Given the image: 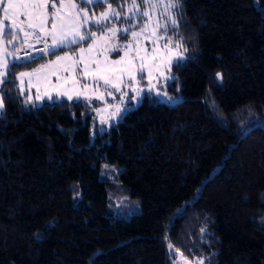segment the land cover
Wrapping results in <instances>:
<instances>
[{
    "label": "trees",
    "instance_id": "1",
    "mask_svg": "<svg viewBox=\"0 0 264 264\" xmlns=\"http://www.w3.org/2000/svg\"><path fill=\"white\" fill-rule=\"evenodd\" d=\"M175 14L179 99L143 98L93 142L84 103L24 104L15 74L51 56L14 63L0 86V264H264V0H181ZM115 200L137 211L119 217Z\"/></svg>",
    "mask_w": 264,
    "mask_h": 264
},
{
    "label": "snow or ice",
    "instance_id": "2",
    "mask_svg": "<svg viewBox=\"0 0 264 264\" xmlns=\"http://www.w3.org/2000/svg\"><path fill=\"white\" fill-rule=\"evenodd\" d=\"M114 3H117V0H80V3L74 0H0V11H2L0 41L8 45L19 41L21 47L28 48L33 47V42H43L44 48L40 51L49 56H56L55 61L41 65L33 72H21L19 74L20 91H25L23 77H31L49 69L48 75H55L58 81L57 98L66 97L68 100H73L74 95L67 89L60 90L62 88L59 83L61 76L58 73H68L73 77V85H78L80 81L75 79V76L79 72L81 77L90 78L97 87L100 86V82H103L106 89H114L115 92L120 93L121 103L128 98V91L123 89H128L135 94L128 100V106L123 110L119 104L110 106L115 109L111 116L118 117L123 111L128 110L132 100L139 102L138 98L143 96L145 90L140 88L139 84L144 78L145 71L148 72L151 83L153 72H160L163 75L164 73L160 71L162 66L170 71V66L175 60L185 58L170 46L172 37L168 35L169 28L171 27L174 31L177 26V18L173 9L181 7V0H130L126 13L124 4L114 9L112 7ZM105 5V11L99 15L92 11V7H104ZM49 8L52 9L51 12ZM154 12L156 13L155 19L153 18ZM6 21L9 22L7 25ZM117 21H122L126 27H116ZM137 28L139 30H136ZM21 34H23L22 39ZM49 37L51 38L50 44L48 43ZM121 38L127 42L124 44L109 43L113 39ZM141 38L151 42L153 45L151 52L141 44ZM160 41H164L162 46H159ZM84 44H87V47L82 46ZM71 46H80L79 58H73L67 52L63 56L56 54L57 50ZM175 47L179 49L182 44L178 43ZM121 51L123 55L119 59L110 60L108 58L109 53L119 54ZM18 52L19 49L9 52L6 47L3 48V55H0V86L5 84L10 69L16 66L6 57L12 56L18 60L20 59ZM93 52L96 55H91ZM101 55L102 59L99 58ZM138 76L140 79L137 78ZM217 76L222 79L219 73ZM44 78L47 79V75ZM67 82L68 77L66 76L64 83ZM31 86L29 81V90ZM83 88L88 89L89 85L84 84ZM153 88L154 86L149 87L147 91L151 92ZM46 95L49 100L53 99L51 94L46 93ZM107 95L115 99L113 91H107ZM156 95H161V93L157 91ZM80 97L86 100L91 99L86 92H76L75 98ZM96 98L103 99L104 94L101 93ZM36 99L40 100L42 97L37 95ZM30 100L29 96L26 103ZM3 108V96L0 95V112ZM97 112L99 113V110ZM101 122L106 123L107 121L102 120ZM172 247L169 244V248L172 249ZM185 264H190V262L185 261ZM196 264H205V262L200 259L196 261Z\"/></svg>",
    "mask_w": 264,
    "mask_h": 264
},
{
    "label": "rangeland",
    "instance_id": "3",
    "mask_svg": "<svg viewBox=\"0 0 264 264\" xmlns=\"http://www.w3.org/2000/svg\"><path fill=\"white\" fill-rule=\"evenodd\" d=\"M80 1V0H79ZM75 2V1H74ZM77 3V2H76ZM126 8L124 9V12L126 13L127 11V6H125ZM106 9V5L104 6V8L99 9L97 11H94L97 15H99L101 12H104ZM115 9V8H114ZM162 10V9H161ZM49 11L51 12L52 9L49 8ZM93 11V10H92ZM176 9H173V12L175 13ZM124 13H122L123 15ZM156 17V13H153V18L155 19ZM0 19H2V11H0ZM23 19V17H22ZM147 19V18H145ZM9 22H5V24L7 25ZM116 27H126V24L123 23L122 21H117L115 24ZM172 28H169V32L168 35L172 37V43H171V47L174 49V51H178L180 52L183 57V49L179 48L176 49V45L180 42L178 40L175 39V33L173 32V30H171ZM95 30V29H93ZM136 30H139L138 28ZM99 35V34H98ZM23 38V34H21V39ZM128 39H131V36L129 35ZM31 42V41H30ZM127 41H125L124 39H113L112 41H110L109 43H119V44H124ZM48 43H51V38H48ZM88 43H91V41H88ZM164 43V41H160L159 42V46H162V44ZM141 44L149 51L151 52V49L153 47V45L151 44L150 41H146L143 38H141ZM84 47H87V44L82 45ZM6 47L7 50L9 52L15 51L17 49H19L21 47V44L19 41L14 42L13 44H6L4 41H0V55H3V48ZM72 47V46H71ZM79 47L80 46H76V47H72L70 50L65 51L68 53L69 56H72L73 58H79ZM73 49H75V51H73ZM65 52H60V53H56L57 55L63 56L65 54ZM91 55H96L95 52H93ZM123 55V51H121L119 54L116 53H109L108 54V58L110 60H115V59H119L120 56ZM10 62L12 63H16L18 62L16 59H14V57L12 56H7L6 57ZM99 58H103V56L101 55ZM56 56H51V57H47L45 58L41 64H39L37 67H35L34 69H38L41 67V65H45L48 64L50 61H55ZM183 59L180 60H175L172 65L178 61H182ZM171 65V66H172ZM170 66V68H171ZM33 69V70H34ZM33 70H23V71H19L15 74V81H16V87L19 91V93L23 96L24 98V104L26 106H39L42 102L44 101H59V100H66V101H79L82 102L86 105V109L85 112L82 115V118L85 116H88V137H89V141L93 142L97 136L101 135L102 133L108 132L109 129L113 126H115V124L121 119V117L130 109L136 107L140 101L143 98H148V99H152L156 102L159 103H165V104H172L175 101H177L179 99V95L177 94V92H173L174 91V87L172 85V82L174 80V77L172 75V73L168 70H166L163 66L161 67L160 71L163 72L164 74L161 75L160 72H153V77L151 80V83L149 82V78H148V72L145 71L144 72V78L142 80H140V84L139 87L143 88L144 94L142 97L138 98L137 102L136 100H132L131 101V106L128 107V110L123 111L122 115L118 116V117H113L111 116V113L115 110L114 107H110V106H115L117 104L120 105L121 109H125L128 106V100L135 95L133 92L129 91L128 89H123L124 91H128V98H126V100L124 101V103H121L120 101V93L115 92L114 89H106L103 86V82H100V86L97 87L96 85L93 84V82L91 81V79H84L83 77L80 76L79 72H77L75 79H78L80 81V84L78 85H73L72 80L73 77L69 76L68 73H64V72H60L58 73V75L61 76V81L59 82L62 85V88L60 90H65L67 89L70 93H72L74 95V99L73 100H68L66 97H59L57 98L56 96V85L58 83L56 76L55 75H48V73L50 72L49 69H45L44 72L38 73L36 75H33L31 77L25 76L23 77V87L25 89V91L21 92L20 88H21V80L19 78V74L21 72H33ZM47 75V79H45L44 77ZM68 77V82L65 84L64 83V77ZM166 77H170V78H166ZM138 79H140V77H137ZM29 81L31 82V88L29 90ZM84 84H88L89 88L88 89H84L83 85ZM153 91L149 92L147 91V89L149 87H153ZM107 91H113L115 99L112 96H108L107 95ZM159 91L161 93V95H156V92ZM76 92H86V94L91 97L90 100H86L83 97H80L79 99L75 98V93ZM51 94L53 96V99L49 100L47 98V95ZM101 93L104 94V98L103 99H97L96 97L99 96ZM166 93V95H165ZM40 95L42 97V99L37 100L36 96ZM29 96L31 97L30 102L26 103V100H28ZM171 98V99H169ZM97 110H99V113L97 112ZM1 113V112H0ZM107 121L106 123H102L101 121ZM109 165L107 164H102L101 165V170H100V177H104V174L106 176L107 179H109V181H113L114 180V173L117 171V169L113 170V166L108 167ZM107 168L108 170L103 172L104 168ZM106 172V173H105ZM112 200V197L108 196V201ZM121 203L123 204H130V202L132 201V199H128L126 197V200L121 199L120 200ZM135 203V201H134ZM114 206L111 205V209L112 211L117 214V212L120 213V215H117L119 217H123V218H127L130 214L135 213L137 211V206L135 207H131V206H126V207H122L121 209L119 208V201L115 200L113 202ZM135 205V204H134ZM115 207V208H114ZM200 260V259H192V260H186V259H182V258H175L172 261V264H185V261L190 262V264H196V261Z\"/></svg>",
    "mask_w": 264,
    "mask_h": 264
},
{
    "label": "built area",
    "instance_id": "4",
    "mask_svg": "<svg viewBox=\"0 0 264 264\" xmlns=\"http://www.w3.org/2000/svg\"><path fill=\"white\" fill-rule=\"evenodd\" d=\"M44 48L43 42L41 43H34L33 47H21L18 54L20 56V59H18L19 62H34L39 57H46L47 55L42 53L40 50Z\"/></svg>",
    "mask_w": 264,
    "mask_h": 264
}]
</instances>
